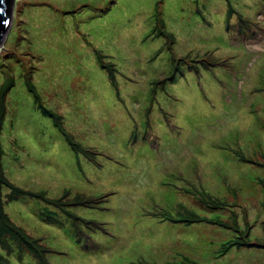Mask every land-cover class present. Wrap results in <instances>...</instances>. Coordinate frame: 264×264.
Segmentation results:
<instances>
[{
    "label": "rangeland",
    "instance_id": "1",
    "mask_svg": "<svg viewBox=\"0 0 264 264\" xmlns=\"http://www.w3.org/2000/svg\"><path fill=\"white\" fill-rule=\"evenodd\" d=\"M11 15L0 228L41 260L8 239L9 264H264V0Z\"/></svg>",
    "mask_w": 264,
    "mask_h": 264
},
{
    "label": "trees",
    "instance_id": "2",
    "mask_svg": "<svg viewBox=\"0 0 264 264\" xmlns=\"http://www.w3.org/2000/svg\"><path fill=\"white\" fill-rule=\"evenodd\" d=\"M9 86H1L0 87V112L3 111V105H4V94L6 89H8ZM2 122H0V125ZM1 128V127H0ZM2 155L3 153H0V162L2 161ZM1 202V201H0ZM9 223L7 221H4L1 228H0V246L4 244L5 240L11 239L14 241L20 248V250H24L27 247L31 246V253H32V258H40V246L39 244L37 245L36 243H33L34 240L30 239L27 235L23 234V232H17L16 235L14 236H9L8 234L10 231L8 230ZM41 250V249H40ZM39 259L38 261H40ZM0 264H9L7 259L0 254Z\"/></svg>",
    "mask_w": 264,
    "mask_h": 264
},
{
    "label": "water",
    "instance_id": "3",
    "mask_svg": "<svg viewBox=\"0 0 264 264\" xmlns=\"http://www.w3.org/2000/svg\"><path fill=\"white\" fill-rule=\"evenodd\" d=\"M13 2L14 0H0V47L11 27Z\"/></svg>",
    "mask_w": 264,
    "mask_h": 264
}]
</instances>
